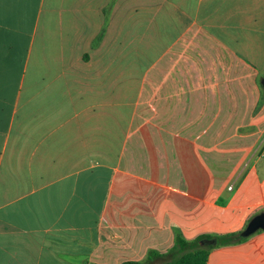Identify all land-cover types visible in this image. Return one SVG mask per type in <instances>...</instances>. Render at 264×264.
<instances>
[{
    "label": "crops",
    "instance_id": "0c3cea01",
    "mask_svg": "<svg viewBox=\"0 0 264 264\" xmlns=\"http://www.w3.org/2000/svg\"><path fill=\"white\" fill-rule=\"evenodd\" d=\"M263 80L264 0H0V264L239 232L264 213ZM206 264H264V230Z\"/></svg>",
    "mask_w": 264,
    "mask_h": 264
},
{
    "label": "trees",
    "instance_id": "16d2710c",
    "mask_svg": "<svg viewBox=\"0 0 264 264\" xmlns=\"http://www.w3.org/2000/svg\"><path fill=\"white\" fill-rule=\"evenodd\" d=\"M238 232L219 235L201 234L188 240L176 231L172 246L164 253L151 249L140 261H126L121 264H206L208 254L214 247L229 246L241 242L244 238L237 237ZM214 237V245H201L204 238Z\"/></svg>",
    "mask_w": 264,
    "mask_h": 264
},
{
    "label": "water",
    "instance_id": "95a60500",
    "mask_svg": "<svg viewBox=\"0 0 264 264\" xmlns=\"http://www.w3.org/2000/svg\"><path fill=\"white\" fill-rule=\"evenodd\" d=\"M264 85V80L262 82ZM258 230H264V213H258L252 216L245 227L238 232V238H246ZM216 239L214 237L204 238L200 241L201 245H214Z\"/></svg>",
    "mask_w": 264,
    "mask_h": 264
},
{
    "label": "rangeland",
    "instance_id": "374dc122",
    "mask_svg": "<svg viewBox=\"0 0 264 264\" xmlns=\"http://www.w3.org/2000/svg\"><path fill=\"white\" fill-rule=\"evenodd\" d=\"M131 83V82H130ZM123 86H126V82H119V89L122 90ZM132 86L133 89V83L130 85V87Z\"/></svg>",
    "mask_w": 264,
    "mask_h": 264
}]
</instances>
